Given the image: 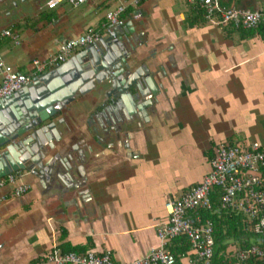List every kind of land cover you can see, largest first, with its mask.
I'll return each mask as SVG.
<instances>
[{"label":"crops","instance_id":"obj_1","mask_svg":"<svg viewBox=\"0 0 264 264\" xmlns=\"http://www.w3.org/2000/svg\"><path fill=\"white\" fill-rule=\"evenodd\" d=\"M220 2L264 8V0ZM112 5L110 0L77 6L62 1L54 7L45 0H0V27L20 33L19 44L0 40L3 57L28 72L32 59L54 53L59 40L101 24ZM190 15L186 0H144L121 15L144 32L138 56L164 64L165 87L155 111L130 129L128 149H108L89 135L97 103L89 94L72 102L62 127L72 133L63 143L84 140L93 147L85 164L87 210L49 205L36 181L20 171L17 183L30 185L26 193L15 197L10 186L0 189V264H50L42 257L53 242L62 250L110 251L118 262L140 258L159 245L156 227L167 218V197L202 179L219 142L264 143V31L204 18L190 25ZM180 263L189 264L188 258Z\"/></svg>","mask_w":264,"mask_h":264},{"label":"water","instance_id":"obj_2","mask_svg":"<svg viewBox=\"0 0 264 264\" xmlns=\"http://www.w3.org/2000/svg\"><path fill=\"white\" fill-rule=\"evenodd\" d=\"M143 33L133 18L120 19L95 44L80 47L0 98V178L26 172L49 205L87 210L91 191L85 164L93 147L84 140L63 143L72 133L62 128L64 113L89 94L98 107L89 122L90 139L108 149L129 148L130 129L149 121L165 87L164 64L137 54Z\"/></svg>","mask_w":264,"mask_h":264},{"label":"built area","instance_id":"obj_3","mask_svg":"<svg viewBox=\"0 0 264 264\" xmlns=\"http://www.w3.org/2000/svg\"><path fill=\"white\" fill-rule=\"evenodd\" d=\"M62 1L73 6L87 0H45L47 7H54ZM114 5L107 8L104 21L99 25H88L79 34L58 41L54 53L47 57L32 59V69L20 71L9 64L0 49V98L21 88L33 76L40 75L66 60L80 47L95 44L104 34L107 26L117 24L129 6H137L144 0H110ZM197 4L204 12V19L214 24L230 23L236 28L264 31V8L227 6L220 0H186ZM139 16L138 14H135ZM9 37L13 43H20V33L13 26L0 27V40ZM210 169L194 186L179 196L167 197L164 210L167 218L156 227L159 240L140 258L118 262L110 251L95 253L64 251L53 242L51 249L42 257L50 264H181L182 257L189 264H215L214 223L201 215L213 208L212 195L218 193V208L244 217L245 232L256 236L246 247L236 241H229L222 264H264V143L252 141L247 145L219 142L210 159ZM20 171L0 178V189L11 187L13 196L19 197L30 189L28 184H18ZM1 201V198H0ZM184 237L189 249L179 258L170 249L172 241Z\"/></svg>","mask_w":264,"mask_h":264},{"label":"trees","instance_id":"obj_4","mask_svg":"<svg viewBox=\"0 0 264 264\" xmlns=\"http://www.w3.org/2000/svg\"><path fill=\"white\" fill-rule=\"evenodd\" d=\"M198 18L203 19L204 12L197 4H192V15L188 16L186 21L191 25L196 22ZM238 29L244 30L245 28L239 27ZM246 30L252 31L253 29ZM258 30L263 31L261 28ZM212 201L213 208L210 211H202L201 215L205 218H210L214 223V262L215 264H222L225 250L228 246L227 243L229 241H236L239 243L240 247H246L251 243L252 240H256L257 237L252 233L245 232L243 230L244 217L242 215L225 212L217 207L219 204L218 193H214L212 195ZM63 249L65 251L71 250L76 252H85L69 246H66ZM170 249L176 255V257L179 258L181 253H184L189 249V243L184 237H179L172 241Z\"/></svg>","mask_w":264,"mask_h":264},{"label":"rangeland","instance_id":"obj_5","mask_svg":"<svg viewBox=\"0 0 264 264\" xmlns=\"http://www.w3.org/2000/svg\"><path fill=\"white\" fill-rule=\"evenodd\" d=\"M20 1V0H19ZM48 11H50V9H48Z\"/></svg>","mask_w":264,"mask_h":264}]
</instances>
